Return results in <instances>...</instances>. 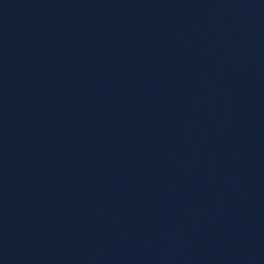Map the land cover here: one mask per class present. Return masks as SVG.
Returning <instances> with one entry per match:
<instances>
[{
  "label": "water",
  "instance_id": "95a60500",
  "mask_svg": "<svg viewBox=\"0 0 264 264\" xmlns=\"http://www.w3.org/2000/svg\"><path fill=\"white\" fill-rule=\"evenodd\" d=\"M0 264H264V0H0Z\"/></svg>",
  "mask_w": 264,
  "mask_h": 264
}]
</instances>
